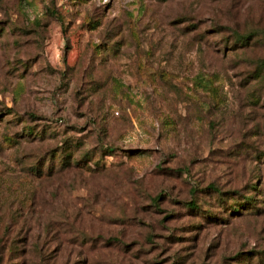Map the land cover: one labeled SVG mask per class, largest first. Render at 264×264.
<instances>
[{"label": "rangeland", "instance_id": "374dc122", "mask_svg": "<svg viewBox=\"0 0 264 264\" xmlns=\"http://www.w3.org/2000/svg\"><path fill=\"white\" fill-rule=\"evenodd\" d=\"M0 258L264 264V0H0Z\"/></svg>", "mask_w": 264, "mask_h": 264}, {"label": "trees", "instance_id": "16d2710c", "mask_svg": "<svg viewBox=\"0 0 264 264\" xmlns=\"http://www.w3.org/2000/svg\"><path fill=\"white\" fill-rule=\"evenodd\" d=\"M253 37V34L252 33H247V32H237V33H235L234 34V36L232 37V44H228V45H237V44H239V43H243L244 45H250L252 42L250 41V39ZM262 76V73H258V77H260V78H262L261 77ZM235 192H237V193H240V190H235ZM219 193H225V192H223V191H220ZM236 195V194H235ZM234 194H231V196L233 197V196H235ZM243 196H245V197H247L246 195H243ZM223 198V197H222ZM252 199V200H254V196H250L249 197V199ZM248 199V198H247ZM248 199V200H249ZM193 200H191V201H189V204H191L192 206H195L194 204H193ZM0 264H1V258H0Z\"/></svg>", "mask_w": 264, "mask_h": 264}]
</instances>
